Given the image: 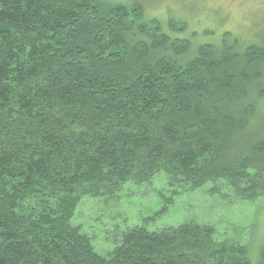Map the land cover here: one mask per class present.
<instances>
[{
	"label": "trees",
	"instance_id": "1",
	"mask_svg": "<svg viewBox=\"0 0 264 264\" xmlns=\"http://www.w3.org/2000/svg\"><path fill=\"white\" fill-rule=\"evenodd\" d=\"M192 46L139 2L0 0V264H264V241L253 257L195 219L120 231L105 254L72 224L86 199L156 187L153 222L208 183L264 198V126L249 133L264 46Z\"/></svg>",
	"mask_w": 264,
	"mask_h": 264
},
{
	"label": "rangeland",
	"instance_id": "2",
	"mask_svg": "<svg viewBox=\"0 0 264 264\" xmlns=\"http://www.w3.org/2000/svg\"><path fill=\"white\" fill-rule=\"evenodd\" d=\"M108 1L141 3L149 18H155L162 23L165 33L192 42L190 57L196 55L199 46L211 44L219 47L225 38L232 43L238 40L240 52L248 44L264 46V0ZM171 20L185 24L187 29L172 30L169 27ZM251 89L250 96L257 107V113L252 119L249 133L264 126V79L256 82ZM159 182L158 185L164 187L162 181ZM214 187L213 183H208L204 188L190 194H172L171 206L155 222L148 218L157 215L167 203L165 198L158 195L161 191L157 187L154 192L137 191L138 195L125 197L124 202L121 201L113 207L86 199L77 210L72 224L90 234L95 249L105 254L117 245L118 237L115 235L120 231L140 226L153 232L195 219L212 225L218 239L238 238L249 243L253 257H257V250L264 241V198L253 202L238 201L232 197L224 200L220 195L211 193L210 190Z\"/></svg>",
	"mask_w": 264,
	"mask_h": 264
},
{
	"label": "bare ground",
	"instance_id": "3",
	"mask_svg": "<svg viewBox=\"0 0 264 264\" xmlns=\"http://www.w3.org/2000/svg\"><path fill=\"white\" fill-rule=\"evenodd\" d=\"M264 79V78H263Z\"/></svg>",
	"mask_w": 264,
	"mask_h": 264
}]
</instances>
